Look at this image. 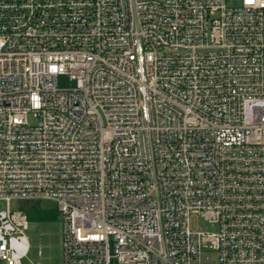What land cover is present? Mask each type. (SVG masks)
<instances>
[{
	"label": "built area",
	"instance_id": "2783aa9c",
	"mask_svg": "<svg viewBox=\"0 0 264 264\" xmlns=\"http://www.w3.org/2000/svg\"><path fill=\"white\" fill-rule=\"evenodd\" d=\"M22 200L63 264H264V0H0L4 264Z\"/></svg>",
	"mask_w": 264,
	"mask_h": 264
},
{
	"label": "rangeland",
	"instance_id": "374dc122",
	"mask_svg": "<svg viewBox=\"0 0 264 264\" xmlns=\"http://www.w3.org/2000/svg\"><path fill=\"white\" fill-rule=\"evenodd\" d=\"M58 84L62 88H69L75 85V81L70 79L66 74H61L58 78ZM44 207L56 209V216L42 221H31L30 228L27 231L30 250L26 258L22 259V264H63L62 251V233H63V218L61 212L57 209L52 201H42ZM19 203L13 201L12 207L17 208ZM2 206L4 204L2 203ZM193 228L202 227L205 229H215V225L209 224L200 215H193ZM40 250L42 254L40 255ZM204 264H217V256L210 250L206 251ZM0 264H4L0 260Z\"/></svg>",
	"mask_w": 264,
	"mask_h": 264
},
{
	"label": "trees",
	"instance_id": "16d2710c",
	"mask_svg": "<svg viewBox=\"0 0 264 264\" xmlns=\"http://www.w3.org/2000/svg\"><path fill=\"white\" fill-rule=\"evenodd\" d=\"M19 205L28 215L30 221L48 220L57 214L56 209L44 207L41 200H22Z\"/></svg>",
	"mask_w": 264,
	"mask_h": 264
}]
</instances>
